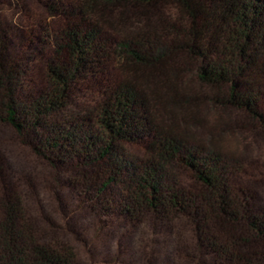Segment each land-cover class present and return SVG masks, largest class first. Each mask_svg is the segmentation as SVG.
<instances>
[{
	"label": "trees",
	"instance_id": "16d2710c",
	"mask_svg": "<svg viewBox=\"0 0 264 264\" xmlns=\"http://www.w3.org/2000/svg\"><path fill=\"white\" fill-rule=\"evenodd\" d=\"M123 7L140 10L145 24L154 18L152 10L173 7L179 22L155 31L147 24L143 33L114 45L97 18ZM51 10L65 26L44 59L47 89L26 101L13 94L20 76L17 55L7 54L0 34V121L20 129L22 122L34 123L47 133L45 146L59 157L113 158L120 171H131L135 190L129 214L189 215L200 232L213 221L240 227L242 242H257L258 251L235 255L215 239L212 249L221 264H264V214L251 213L234 191L230 176L236 161L160 124L148 91L138 83V77L155 83L169 63L188 57L197 63L202 83L227 91L226 105L264 122V0H80ZM113 70L129 79L108 81ZM91 85L103 86L96 109L80 122L42 125L44 118L73 106V97ZM126 144L144 145L148 162L139 166L124 160L120 149ZM162 164L185 167L199 185L197 193L185 195L174 185L164 190ZM26 222L20 200L9 192L0 196V264H74L70 253L39 244Z\"/></svg>",
	"mask_w": 264,
	"mask_h": 264
},
{
	"label": "rangeland",
	"instance_id": "374dc122",
	"mask_svg": "<svg viewBox=\"0 0 264 264\" xmlns=\"http://www.w3.org/2000/svg\"><path fill=\"white\" fill-rule=\"evenodd\" d=\"M80 0H0V34L7 54L15 53L20 76L13 94L21 101L48 86L44 59L52 53L56 33L65 26L55 9ZM152 30L177 23L173 7L152 10ZM140 10L110 8L97 21L109 32L114 45L125 37L143 33ZM179 22V21H178ZM168 28V27H167ZM30 36H32L31 39ZM197 63L180 57L163 69L155 83H138L148 91L157 121L190 143L216 149L237 163L231 181L251 213L264 214V122L246 111L225 104L227 91L211 88L197 76ZM121 79L113 70L107 80ZM103 86L80 91L65 111L44 118V123L80 122L101 102ZM220 101V103H218ZM264 117V111H261ZM18 128L0 121V196H16L28 230L37 242L70 253L74 264H221L212 249L215 239L234 254L257 252V242H242L240 227L207 223L201 232L189 215L142 210L128 213L133 191L131 171L119 170L113 158H67L45 146L47 133L34 123ZM124 160L141 166L150 156L142 144L121 147ZM163 189L195 194L199 185L185 167L162 164ZM231 250V251H232Z\"/></svg>",
	"mask_w": 264,
	"mask_h": 264
}]
</instances>
